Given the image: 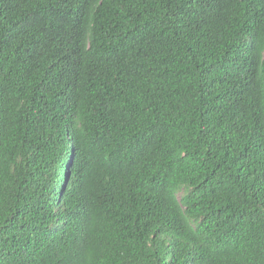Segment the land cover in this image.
I'll return each mask as SVG.
<instances>
[{
	"label": "trees",
	"instance_id": "obj_1",
	"mask_svg": "<svg viewBox=\"0 0 264 264\" xmlns=\"http://www.w3.org/2000/svg\"><path fill=\"white\" fill-rule=\"evenodd\" d=\"M0 264H264V0H0Z\"/></svg>",
	"mask_w": 264,
	"mask_h": 264
}]
</instances>
